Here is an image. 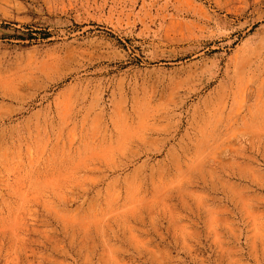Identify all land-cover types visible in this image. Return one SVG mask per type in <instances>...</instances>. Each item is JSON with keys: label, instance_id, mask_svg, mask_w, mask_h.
Listing matches in <instances>:
<instances>
[{"label": "rangeland", "instance_id": "1", "mask_svg": "<svg viewBox=\"0 0 264 264\" xmlns=\"http://www.w3.org/2000/svg\"><path fill=\"white\" fill-rule=\"evenodd\" d=\"M0 264H264V0H0Z\"/></svg>", "mask_w": 264, "mask_h": 264}]
</instances>
